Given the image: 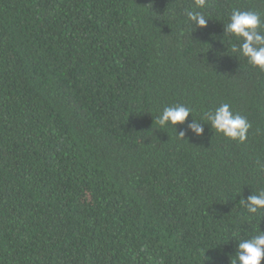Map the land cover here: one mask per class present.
Returning <instances> with one entry per match:
<instances>
[{"label": "trees", "instance_id": "obj_1", "mask_svg": "<svg viewBox=\"0 0 264 264\" xmlns=\"http://www.w3.org/2000/svg\"><path fill=\"white\" fill-rule=\"evenodd\" d=\"M234 10L264 33V0H0V264H231L264 232L243 204L264 190V72L232 51ZM225 103L243 143L204 119ZM175 105L202 137L160 128Z\"/></svg>", "mask_w": 264, "mask_h": 264}, {"label": "clouds", "instance_id": "obj_2", "mask_svg": "<svg viewBox=\"0 0 264 264\" xmlns=\"http://www.w3.org/2000/svg\"><path fill=\"white\" fill-rule=\"evenodd\" d=\"M196 8H203L205 0H194ZM189 21L196 27L204 28L207 26L208 19L200 12H187ZM261 17L254 11L234 10L231 13L230 21L224 25L225 35L235 39L238 47L233 45L232 51L245 58L247 63L264 72V33L259 31ZM192 117L191 109L184 105L167 106L159 114L156 123L160 128L174 127L183 125ZM204 119L208 121L215 134H221L224 138L245 142L251 127L248 120L235 114L231 106L227 103L221 104L214 110L204 114ZM205 124L193 119L188 125L187 131H181L178 136L184 138L187 133L200 138L204 134ZM243 204L250 215H255L264 211V190L256 191L248 196ZM264 261V232L259 231L248 239L238 241L237 251L231 257V264H261Z\"/></svg>", "mask_w": 264, "mask_h": 264}]
</instances>
